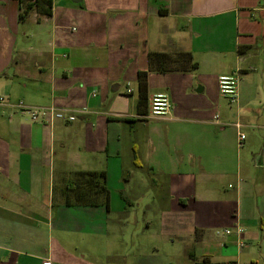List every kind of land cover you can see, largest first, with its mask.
Here are the masks:
<instances>
[{
    "label": "crops",
    "instance_id": "obj_1",
    "mask_svg": "<svg viewBox=\"0 0 264 264\" xmlns=\"http://www.w3.org/2000/svg\"><path fill=\"white\" fill-rule=\"evenodd\" d=\"M19 14L0 0V264H264V0H52L50 17ZM153 52L198 68L149 71ZM232 75L235 102L218 84ZM158 93L164 116L150 114ZM19 103L76 120L33 122ZM80 172L105 173L109 208L76 202L93 193ZM126 204L149 213L167 259L148 260L160 245L113 255Z\"/></svg>",
    "mask_w": 264,
    "mask_h": 264
},
{
    "label": "trees",
    "instance_id": "obj_2",
    "mask_svg": "<svg viewBox=\"0 0 264 264\" xmlns=\"http://www.w3.org/2000/svg\"><path fill=\"white\" fill-rule=\"evenodd\" d=\"M20 14L19 20L24 22L27 16L36 11L44 17H50L52 11V0H18ZM150 67L149 71H157L160 73L167 72H186L198 68L196 62L193 61L189 53H178L174 57L163 53H150ZM147 72L140 73L139 76V95L142 99L147 96ZM141 99V100H142ZM78 185L82 186L92 184L93 193L86 195L85 193H77L73 198L78 203H85L88 205L99 204V199L109 208L110 191L106 186V175L104 172H80ZM67 204H69L67 202Z\"/></svg>",
    "mask_w": 264,
    "mask_h": 264
},
{
    "label": "rangeland",
    "instance_id": "obj_3",
    "mask_svg": "<svg viewBox=\"0 0 264 264\" xmlns=\"http://www.w3.org/2000/svg\"><path fill=\"white\" fill-rule=\"evenodd\" d=\"M126 198L130 200V192L125 195ZM142 198V197H141ZM126 212H120L113 215V218L118 221L117 224V238L115 240L114 248L117 253L114 252L113 255H130V258H134L138 255L135 254L136 249L140 251L150 252L154 250L155 245H160L157 247L158 253L150 254L155 257H150L148 260L167 259L170 252L167 251L168 247L165 243V248L156 242L157 239V229L155 227L147 228L145 221V213L141 210H132L130 205H125ZM167 248V249H166ZM176 254V253H175ZM177 264H180V260L177 258Z\"/></svg>",
    "mask_w": 264,
    "mask_h": 264
},
{
    "label": "built area",
    "instance_id": "obj_4",
    "mask_svg": "<svg viewBox=\"0 0 264 264\" xmlns=\"http://www.w3.org/2000/svg\"><path fill=\"white\" fill-rule=\"evenodd\" d=\"M238 77L235 75L232 76H223L219 78V91L221 95L227 97L231 102H235L238 99ZM171 107L170 98L167 94L158 93L151 98L150 103V114L152 116H164L169 113ZM15 108L20 111L23 115H28L33 122H44L52 123V121H64V122H73L76 120L77 114L75 111L68 109L60 108H31L26 105L19 103ZM215 118H218L217 116ZM238 129L241 128L240 124L235 125ZM245 139L244 134H240V140ZM235 231L232 229H226L224 231L217 230L216 235L225 234L232 235ZM242 229H236V233H241ZM242 246V244H241ZM42 264H53L52 261L48 258L44 259Z\"/></svg>",
    "mask_w": 264,
    "mask_h": 264
},
{
    "label": "water",
    "instance_id": "obj_5",
    "mask_svg": "<svg viewBox=\"0 0 264 264\" xmlns=\"http://www.w3.org/2000/svg\"><path fill=\"white\" fill-rule=\"evenodd\" d=\"M74 3H79L81 0H72Z\"/></svg>",
    "mask_w": 264,
    "mask_h": 264
}]
</instances>
